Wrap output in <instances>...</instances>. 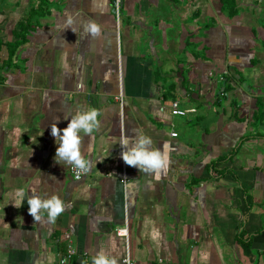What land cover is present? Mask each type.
<instances>
[{
	"label": "crops",
	"instance_id": "1",
	"mask_svg": "<svg viewBox=\"0 0 264 264\" xmlns=\"http://www.w3.org/2000/svg\"><path fill=\"white\" fill-rule=\"evenodd\" d=\"M112 10L0 0V264H61L68 245L64 264L101 251L118 264H264V0H122L119 21ZM175 100L195 112L172 115ZM89 107L101 127L81 133L92 168L74 180L51 124ZM135 129L170 158L158 181L121 158ZM33 189L67 205L55 223L28 214Z\"/></svg>",
	"mask_w": 264,
	"mask_h": 264
},
{
	"label": "clouds",
	"instance_id": "2",
	"mask_svg": "<svg viewBox=\"0 0 264 264\" xmlns=\"http://www.w3.org/2000/svg\"><path fill=\"white\" fill-rule=\"evenodd\" d=\"M75 20L71 14H68L66 28L76 33L73 25ZM84 31L92 38H98L102 35L101 25L91 20L84 24ZM101 112L98 108L89 107L86 110L77 111L66 128L60 129L57 125L60 119L57 118L51 124V135L55 138L58 147L55 153V162L70 166L77 178L81 174H87L91 171L92 161L82 155L81 145L83 137L81 133L89 138H94V133L101 127L99 119ZM68 120L69 117H65ZM121 146L124 149L121 153L123 162L130 167L137 168L140 173L150 174L158 181L162 175H166L171 161L167 152L153 147L152 139L143 133L141 129H135L132 137H125L121 140ZM17 196L21 197L18 205L20 208L25 199L24 190L18 189ZM28 214L33 217L35 222L44 219L45 214L47 222L55 223L57 218L66 210L65 202L56 195L47 199H42L32 190V195L27 198ZM92 264H118L115 257L106 255L103 251L92 258Z\"/></svg>",
	"mask_w": 264,
	"mask_h": 264
},
{
	"label": "built area",
	"instance_id": "3",
	"mask_svg": "<svg viewBox=\"0 0 264 264\" xmlns=\"http://www.w3.org/2000/svg\"><path fill=\"white\" fill-rule=\"evenodd\" d=\"M112 5H113L112 9L114 11L113 13H114L117 21H119V18L121 15L122 0H113ZM120 96L118 98H120ZM170 112L172 115L187 116L188 113L195 112V109L194 108H181L179 102L177 100H175L170 104ZM171 136L176 137L177 133L172 131ZM68 174L74 180H80L85 175H87V174H81L80 177L77 178L76 174L72 171L70 166L68 167ZM116 231H117L118 235L127 237L128 228H127L126 222L124 223L123 226L117 228ZM74 253H75V249L72 246L68 245L65 255L59 260V263L64 264L72 255H74ZM123 263L124 264H134V262L129 258L128 255L123 259Z\"/></svg>",
	"mask_w": 264,
	"mask_h": 264
},
{
	"label": "trees",
	"instance_id": "4",
	"mask_svg": "<svg viewBox=\"0 0 264 264\" xmlns=\"http://www.w3.org/2000/svg\"><path fill=\"white\" fill-rule=\"evenodd\" d=\"M113 1V0H112ZM0 45H1V42H0ZM10 54H11V52H10ZM239 239V238H238Z\"/></svg>",
	"mask_w": 264,
	"mask_h": 264
},
{
	"label": "water",
	"instance_id": "5",
	"mask_svg": "<svg viewBox=\"0 0 264 264\" xmlns=\"http://www.w3.org/2000/svg\"><path fill=\"white\" fill-rule=\"evenodd\" d=\"M113 11V10H112ZM114 12V11H113Z\"/></svg>",
	"mask_w": 264,
	"mask_h": 264
},
{
	"label": "rangeland",
	"instance_id": "6",
	"mask_svg": "<svg viewBox=\"0 0 264 264\" xmlns=\"http://www.w3.org/2000/svg\"><path fill=\"white\" fill-rule=\"evenodd\" d=\"M113 6V5H112Z\"/></svg>",
	"mask_w": 264,
	"mask_h": 264
}]
</instances>
